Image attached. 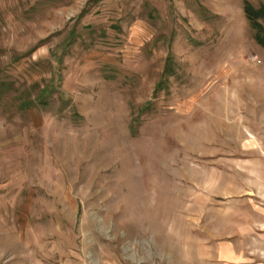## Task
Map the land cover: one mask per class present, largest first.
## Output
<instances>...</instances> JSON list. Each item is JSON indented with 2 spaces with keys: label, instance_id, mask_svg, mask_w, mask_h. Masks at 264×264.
Here are the masks:
<instances>
[{
  "label": "rangeland",
  "instance_id": "obj_1",
  "mask_svg": "<svg viewBox=\"0 0 264 264\" xmlns=\"http://www.w3.org/2000/svg\"><path fill=\"white\" fill-rule=\"evenodd\" d=\"M264 0H0V264H264Z\"/></svg>",
  "mask_w": 264,
  "mask_h": 264
},
{
  "label": "trees",
  "instance_id": "obj_2",
  "mask_svg": "<svg viewBox=\"0 0 264 264\" xmlns=\"http://www.w3.org/2000/svg\"><path fill=\"white\" fill-rule=\"evenodd\" d=\"M244 12L250 25L255 30L256 42L264 47V6L255 7L250 2L244 4Z\"/></svg>",
  "mask_w": 264,
  "mask_h": 264
}]
</instances>
